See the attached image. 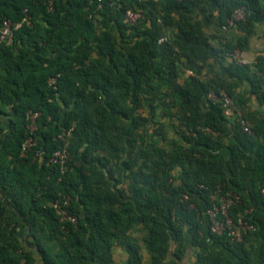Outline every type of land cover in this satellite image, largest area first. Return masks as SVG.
Here are the masks:
<instances>
[{
    "label": "trees",
    "instance_id": "16d2710c",
    "mask_svg": "<svg viewBox=\"0 0 264 264\" xmlns=\"http://www.w3.org/2000/svg\"><path fill=\"white\" fill-rule=\"evenodd\" d=\"M24 17L0 44V264H114L115 246L126 264L144 251L148 264L190 251L191 264H264V110L249 105L264 106V55L226 60L264 22V0H0V26ZM213 21L223 33L205 31ZM210 93L231 98L230 116ZM69 128L61 172L51 157ZM228 192L227 216L254 227L240 240L210 230L211 195ZM62 196L75 223L53 205Z\"/></svg>",
    "mask_w": 264,
    "mask_h": 264
},
{
    "label": "built area",
    "instance_id": "2783aa9c",
    "mask_svg": "<svg viewBox=\"0 0 264 264\" xmlns=\"http://www.w3.org/2000/svg\"><path fill=\"white\" fill-rule=\"evenodd\" d=\"M103 0H97L98 7L101 6ZM141 16L140 11L128 8L125 10L124 13V21L129 24H133L139 17ZM244 18V11L243 8H237L232 16L227 20V25H224L222 27L223 30H226L229 26H232L234 21L237 19H243ZM27 22L26 17H24L19 22H13L10 19H3L2 24L0 26V44H10L12 42V36L13 31L17 29L22 22ZM165 37H161L159 41L164 39ZM230 55H233L236 57V59L240 62L241 60L236 56L235 53H230ZM55 77H50L48 82L50 85L54 86ZM209 97L211 99H219L222 103L223 112L225 115H229L231 112L232 107V100L231 98L226 94H221L220 96H216L212 93L209 94ZM38 116V112H30L28 111L26 113V118L29 120V128L30 130H33L35 128V118ZM241 126L243 130H246L250 132V130L247 128L243 120H240ZM72 128H69L68 130H63L59 134H57L56 139H59L62 141V144L55 149V151L52 154L51 160L58 163L60 167V171L64 172L68 165V154L65 147L66 139L70 135ZM35 144V140L30 136L27 139H25L21 145L22 154H25L26 150L31 146ZM37 154L41 153L40 149L36 150ZM260 192L264 197V180L261 183L260 186ZM186 197V196H185ZM238 197L235 194H232L231 192L226 193V195H222L218 198V203H216L214 200V196L211 195V199L213 200V203L210 207L206 209V214L209 217L210 220V230L214 233H221L223 231H227V233L230 235L231 240H240L242 236V230L246 229H254V227L251 224H248L245 221L238 220L237 224H234L232 220L227 216L226 211L227 208L237 199ZM70 197L69 196H62L61 202L59 200H56L54 202V207L57 208L58 213L60 214L62 219L68 220L72 223L76 222V218L73 215H70L66 212L64 206H67L69 204ZM218 215H222L220 218Z\"/></svg>",
    "mask_w": 264,
    "mask_h": 264
},
{
    "label": "crops",
    "instance_id": "0c3cea01",
    "mask_svg": "<svg viewBox=\"0 0 264 264\" xmlns=\"http://www.w3.org/2000/svg\"><path fill=\"white\" fill-rule=\"evenodd\" d=\"M205 31L208 33H215V34H221L223 33L218 27L215 21H213L212 23L205 25ZM243 32L238 31L237 29L233 28L228 32V36H238V35H243ZM233 53L236 54V56L241 60L240 62H245V63H249L252 66V63L255 61V58L258 54H262L264 55V22L259 23L256 25L255 27V31L253 32V34H251L248 37V41L246 43V46L244 49H237L236 51H234ZM226 60L230 61L232 59L238 61L236 59L235 56L227 54L226 56ZM239 62V61H238ZM190 71H187L186 74H189ZM247 87V86H246ZM249 105L252 109H262L264 110V106L263 107H259V105L257 104L256 100L254 97L251 98ZM231 113V112H230ZM226 116H230L226 115ZM221 151L228 155V150L226 149V147L221 148ZM18 234L19 236L22 238V240L24 239V243L25 242V237H26V232L23 228H19L18 229ZM117 252V253H121L123 259H126V253L118 246H115L113 249V254ZM144 253V252H143ZM146 254H144L145 256ZM148 255V254H147Z\"/></svg>",
    "mask_w": 264,
    "mask_h": 264
},
{
    "label": "rangeland",
    "instance_id": "374dc122",
    "mask_svg": "<svg viewBox=\"0 0 264 264\" xmlns=\"http://www.w3.org/2000/svg\"><path fill=\"white\" fill-rule=\"evenodd\" d=\"M141 110L145 113L144 109H141ZM163 122H165V130L168 132V134L169 135H173V134L175 135V132H174L175 128L173 126L174 125L173 120L171 121V119L165 118L163 120ZM140 227H141L140 225H135L134 228L131 230V235L133 237L137 238L140 242H142L141 241L142 230ZM144 254H146L145 251H144ZM113 260H114V264H126L121 253L115 252L113 254ZM192 260H193V256H192V252L190 251L188 253V258L185 260L184 264H191ZM143 264H148V255L147 254L144 256Z\"/></svg>",
    "mask_w": 264,
    "mask_h": 264
}]
</instances>
